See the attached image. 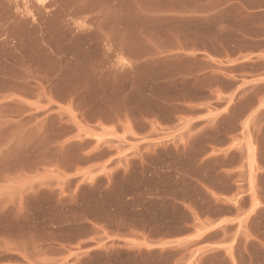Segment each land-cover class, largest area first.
<instances>
[{
	"label": "rangeland",
	"instance_id": "rangeland-1",
	"mask_svg": "<svg viewBox=\"0 0 264 264\" xmlns=\"http://www.w3.org/2000/svg\"><path fill=\"white\" fill-rule=\"evenodd\" d=\"M109 1L0 0V264H138L132 250L106 247L121 245L118 234L128 229L163 232L179 215L166 203L182 198L175 179L198 175V142L183 154L159 146L139 160L138 153L108 148L101 134L86 138L85 121L101 130L115 115L165 121L180 112L140 103L141 96L123 104L126 80L113 86L102 77L115 60L95 18ZM262 91L253 88L237 118ZM260 121L264 165V110ZM146 192L155 197L149 217L133 215L145 207ZM253 229L264 231L260 222ZM253 261L261 262L257 251Z\"/></svg>",
	"mask_w": 264,
	"mask_h": 264
},
{
	"label": "crops",
	"instance_id": "crops-1",
	"mask_svg": "<svg viewBox=\"0 0 264 264\" xmlns=\"http://www.w3.org/2000/svg\"><path fill=\"white\" fill-rule=\"evenodd\" d=\"M98 15L110 61L126 63L114 61L102 71L113 86L126 80L122 103L141 96L140 103L180 112L165 121L115 115L101 130L85 121L86 138L101 134L108 148L138 153L139 160L159 146L183 154L198 142L202 152L193 164L198 175L175 179L182 198L166 203L179 215L164 231L128 229L118 234L121 245L106 248L132 250L138 264H161L168 256L167 264H254V251L264 264V231L253 229L255 222L264 229L258 221L264 216V91L244 114H235L254 87L264 89V0H111ZM154 198L146 192L145 207L131 213L149 217ZM153 255L154 261L143 259Z\"/></svg>",
	"mask_w": 264,
	"mask_h": 264
}]
</instances>
